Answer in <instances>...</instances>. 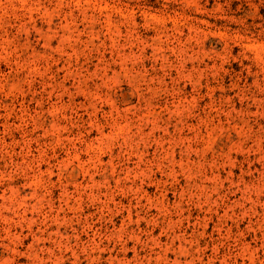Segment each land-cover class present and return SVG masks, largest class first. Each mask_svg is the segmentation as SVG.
Returning <instances> with one entry per match:
<instances>
[{
	"label": "rangeland",
	"instance_id": "rangeland-1",
	"mask_svg": "<svg viewBox=\"0 0 264 264\" xmlns=\"http://www.w3.org/2000/svg\"><path fill=\"white\" fill-rule=\"evenodd\" d=\"M0 264H264V0H0Z\"/></svg>",
	"mask_w": 264,
	"mask_h": 264
}]
</instances>
